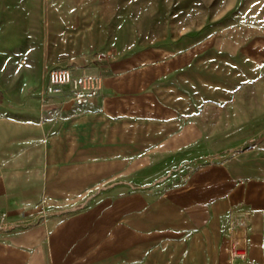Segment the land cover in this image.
<instances>
[{
    "label": "crops",
    "instance_id": "0c3cea01",
    "mask_svg": "<svg viewBox=\"0 0 264 264\" xmlns=\"http://www.w3.org/2000/svg\"><path fill=\"white\" fill-rule=\"evenodd\" d=\"M175 47L72 64L103 77L83 104L46 93L0 101V210L25 221L79 208L45 218L61 222L34 264L46 254L49 264H264V47L227 33ZM171 143L188 155L177 178L149 193V209L131 200L123 215L115 200L117 214L95 220L91 174L136 170L141 153L155 170ZM186 159L200 161L188 168ZM238 246L245 254L233 257ZM29 253L0 242V264H25Z\"/></svg>",
    "mask_w": 264,
    "mask_h": 264
},
{
    "label": "rangeland",
    "instance_id": "374dc122",
    "mask_svg": "<svg viewBox=\"0 0 264 264\" xmlns=\"http://www.w3.org/2000/svg\"><path fill=\"white\" fill-rule=\"evenodd\" d=\"M225 33L237 44L254 41L264 47V0H0V101L38 103L46 93L51 66L104 62L147 46L178 49V40L189 43ZM97 54L102 58L97 59ZM95 74L103 84L102 75ZM251 86L242 87L246 91ZM185 155L184 144L171 143L168 157L155 161L157 170H149V154L141 153L132 167L136 170L123 168L116 177L91 174L89 208L95 220L117 214L115 200L121 201L123 213L131 200L137 202L138 213L148 210L149 193L159 194L164 177H178ZM186 161H191L190 168L200 160ZM77 209H47L25 221L10 220L7 211L0 210L7 213L0 222V242L16 251L25 247L30 252L25 264H34L41 255L33 250L49 248L48 234ZM56 213L61 221L48 222ZM95 226L90 223L91 237ZM42 259L49 264L48 254Z\"/></svg>",
    "mask_w": 264,
    "mask_h": 264
},
{
    "label": "built area",
    "instance_id": "2783aa9c",
    "mask_svg": "<svg viewBox=\"0 0 264 264\" xmlns=\"http://www.w3.org/2000/svg\"><path fill=\"white\" fill-rule=\"evenodd\" d=\"M101 59V54H97ZM102 85L101 77L95 73H74L67 65L51 66L47 70L46 93L52 95H68L76 104H83L97 95ZM7 218L5 211L0 212V222ZM233 257H242L245 251L236 247L232 251Z\"/></svg>",
    "mask_w": 264,
    "mask_h": 264
}]
</instances>
